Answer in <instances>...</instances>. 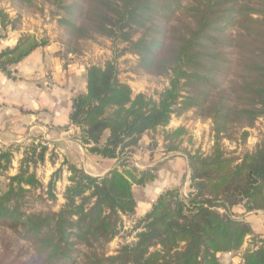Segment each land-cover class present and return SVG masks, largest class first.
Listing matches in <instances>:
<instances>
[{
	"label": "trees",
	"instance_id": "trees-1",
	"mask_svg": "<svg viewBox=\"0 0 264 264\" xmlns=\"http://www.w3.org/2000/svg\"><path fill=\"white\" fill-rule=\"evenodd\" d=\"M45 1L61 12L57 23L67 44L107 37L125 45L121 52L136 56L142 72L167 77L168 87L156 100L135 95L120 81L113 62L89 66L86 91L72 99L69 122L78 128L76 139L89 154L122 158L119 168L93 177L63 162L44 186L29 167L35 148H25L18 172L7 176L0 190V227L32 245L35 264H220L218 254L238 252L240 264H264L261 242L242 251L246 239L254 238L251 224L230 213L237 206L264 212V141L241 157L229 156L221 144L235 129L242 131L239 140L244 143L246 130L264 119V0ZM235 27L243 36L226 38L225 30ZM0 28V39L14 29V20L2 9ZM47 45L45 39L21 35L13 48L0 53V71L15 80L10 68ZM68 53L61 52V58ZM190 110L211 121L213 145L207 155L187 153L188 199L179 188L162 192L135 224V243L106 256V245L120 234L122 216L135 213L133 186L152 182L159 170V165L136 169L124 157L145 133L158 129L163 153L179 151L185 129L164 130L173 117ZM21 147L0 145V179ZM46 151L40 149L34 166L44 161ZM63 167L69 176L59 210L22 209L26 196L38 190L48 202H57L54 189ZM0 264L14 263L1 256Z\"/></svg>",
	"mask_w": 264,
	"mask_h": 264
},
{
	"label": "rangeland",
	"instance_id": "rangeland-1",
	"mask_svg": "<svg viewBox=\"0 0 264 264\" xmlns=\"http://www.w3.org/2000/svg\"><path fill=\"white\" fill-rule=\"evenodd\" d=\"M0 9L13 17L10 18L14 20V28H19L22 23H25L33 27L34 32L37 34L34 36L38 40L45 39L48 41V44L50 40L57 41L60 45L61 52H71L68 53L66 57H63L65 60H81V62L89 64V66H103L106 62H113L118 69L120 81L128 84L135 95L144 94L156 100V94L161 93L168 87L167 77H158L142 72L138 67V58L130 53L121 52L126 46L107 37L95 35L94 38L90 40H75L67 44L65 33L57 23V15H61V12H58L55 6L49 1L33 0V2L28 5H21L16 0H0ZM178 18L190 23V20L182 14H178ZM24 34L30 33H23L22 35ZM224 36L231 40H238L243 36V32L236 27L229 28L225 30ZM52 89H54L53 86ZM169 126L170 128L164 130L165 132H171L179 127H183L186 131V134L181 138L179 151L171 153L173 156L180 155L187 158V153L199 152L203 155L210 153L213 145V125L210 120L203 119L199 117L194 110H190L180 117H173L167 127ZM246 131L248 132V137L246 141L242 143L239 140L242 131H238L237 129L229 130L225 139L221 141L225 153L229 156L241 157L244 153L252 152L259 143L264 141V119H258L254 126ZM153 134L152 137L147 136L149 142L146 144L142 142L140 146L138 143V146L124 157L129 160L130 166L139 170H145L142 165H147V161H145V163L142 162L140 159L142 154L147 153L150 157L157 149H161L163 153L162 130H158ZM157 141L161 143V146L158 147L159 142ZM14 145L24 147H21L14 153L10 171L0 179V190L5 189V185L7 184L6 177L14 176L18 172L22 153L25 151V148L29 149L30 146L35 148V154L32 156L33 160L29 165L30 171L35 172L36 177L44 186L50 181L51 175L63 165V157L59 156V153L55 152L54 148L49 146L47 141L41 138H33L25 143ZM7 147L8 146H6V148ZM42 147L47 148L44 161L34 166L33 161L36 159V155ZM158 153H161V151ZM138 155L139 157H137ZM121 160L115 161V167L119 168ZM62 169V172L57 176L54 189L57 197L56 203L52 204L48 202L46 196H44V192L38 190L26 196L21 208L34 213L47 214L50 212H57L63 204L62 194L65 187L68 185L67 178L69 174L65 167ZM97 169L103 171L105 167L102 168L100 166ZM82 171L84 172V170ZM95 171L96 170L87 167L84 173L86 174V172H88L95 174ZM182 171H186L185 167ZM184 175L186 176V172H184ZM189 180L190 177H187L179 188L181 197L185 199H188L191 191ZM133 187L136 191L137 186ZM235 215L238 216V213ZM137 221L139 220L122 219V227L119 236L105 247L104 253L106 256H114L121 246L135 243L138 231L135 230L134 227ZM246 240L250 242L249 244L247 243L245 249L249 248L253 243L259 246L260 242L264 248V239H260L257 235L254 236V238H247ZM256 246L254 245V247ZM239 253L240 252L229 254L221 253L217 255V258L220 264H239ZM1 256H4L14 264H35L33 261L32 245L22 240L18 233L2 227H0V257Z\"/></svg>",
	"mask_w": 264,
	"mask_h": 264
},
{
	"label": "crops",
	"instance_id": "crops-1",
	"mask_svg": "<svg viewBox=\"0 0 264 264\" xmlns=\"http://www.w3.org/2000/svg\"><path fill=\"white\" fill-rule=\"evenodd\" d=\"M23 33L37 35L33 27L25 23L19 28H9L6 36L0 39V53L13 48ZM60 52L59 43L50 40L47 46L37 49L22 62L10 68L15 80L7 78L0 71V145L6 147L41 138L63 157V162L68 161L84 172L87 167L96 170L95 174L88 172L86 174L100 177L115 168L116 160L102 159L89 154L75 139L77 138L75 135L79 134L78 128L69 122L72 99L86 91L85 75L89 64L81 60H65L61 58ZM52 86L55 88L52 89ZM168 128L170 126L165 130ZM153 135L152 132L145 133L139 141V146L142 142L144 144L149 142L147 136ZM160 151L161 153H158ZM140 159L143 163L147 161V165H142L145 169L159 165V170L152 182L142 187L137 186L136 191L133 187L135 213L130 217L122 216L123 220H140L162 192L180 188L184 180L190 177L186 157L165 154L161 149H157L152 156L149 157L146 153L142 154ZM100 166L105 169L99 171L97 168ZM184 167L186 171H182ZM230 213L235 218L250 223L253 235L264 239V212H246L242 206H237L232 208ZM237 213L238 216L235 215ZM249 242L245 241L242 251Z\"/></svg>",
	"mask_w": 264,
	"mask_h": 264
},
{
	"label": "built area",
	"instance_id": "built-area-1",
	"mask_svg": "<svg viewBox=\"0 0 264 264\" xmlns=\"http://www.w3.org/2000/svg\"><path fill=\"white\" fill-rule=\"evenodd\" d=\"M53 88H55V87L53 86Z\"/></svg>",
	"mask_w": 264,
	"mask_h": 264
}]
</instances>
